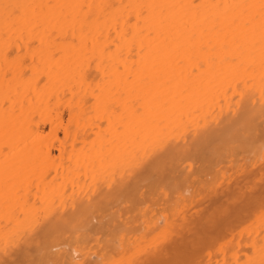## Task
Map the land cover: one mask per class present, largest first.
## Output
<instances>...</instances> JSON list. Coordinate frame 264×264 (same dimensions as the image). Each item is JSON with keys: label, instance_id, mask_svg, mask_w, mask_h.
Returning a JSON list of instances; mask_svg holds the SVG:
<instances>
[{"label": "bare ground", "instance_id": "bare-ground-1", "mask_svg": "<svg viewBox=\"0 0 264 264\" xmlns=\"http://www.w3.org/2000/svg\"><path fill=\"white\" fill-rule=\"evenodd\" d=\"M260 159L264 0H0V264H264V191L156 245Z\"/></svg>", "mask_w": 264, "mask_h": 264}, {"label": "rangeland", "instance_id": "rangeland-1", "mask_svg": "<svg viewBox=\"0 0 264 264\" xmlns=\"http://www.w3.org/2000/svg\"><path fill=\"white\" fill-rule=\"evenodd\" d=\"M259 161V160H258ZM262 161H263V163H262ZM242 173V174H241ZM250 173V174H249ZM260 173H262L263 174V177L261 178V179H259V181H257V179L256 178H258L259 177V174ZM232 181V182H231ZM251 184V185H249V184ZM222 185H220V184H218L217 186H215V189H214V187H212L213 188V190L214 191H212V190H210L209 188H207V189H205V194H204V192L203 191H201V192H203V193H198L197 195H196V197H195V200L193 201V202H189V203H191V204H189V203H187V205H185L182 209H181V211H179L176 215H175V217H173V218H175V220L173 219V218H171V220H172V222H173V224H172V227H174V229L173 228H171L170 230H169V232L167 233V236H166V240L168 239V237H170L171 235H173V234H176V232L177 231H179V229H181L182 228V226L180 225V223L182 224V222L185 220V224L183 223L182 225L184 226L183 228L184 229H187V230H183V228L181 229V231L180 232H177L178 234H176V235H173L172 237H170L171 239H168V241H166L165 240V238L163 239V240H160L158 243H156V245L157 246H160V248H164V247H161V246H163V244L164 245H169V243L172 241V240H174V241H180L181 242V240L185 237V234H186V236L189 234V236H192L193 235V237L194 238H196L195 240H197V238H198V236H200V235H204V234H202V233H206V234H209L210 236H213L214 235V233H213V231L215 232V233H218L217 232V230L218 231H221V227L220 228H215V230H213V228H212V226L214 227V226H219V224L220 223H218V224H216L215 222L216 221H218L219 219L218 218H220V216L221 217H223L222 218V222H223V224L221 225L222 226V229H224V232H229V231H231V228H236L237 226H238V224L240 223L239 221L237 222V219L238 218H234L236 215H238L239 213H241V216H242V218H243V220L244 219H248V216L250 215V209L249 208H251V206L253 207L254 205H256V203H250V207H249V204H248V198L250 197V196H256V198L257 199H262L261 197H260V195H261V193H262V191H264V160L262 159H260V163H257V164H255L254 166H251V167H247V169L244 171V172H240V173H236V175L234 174L232 177H231V179H229V181H224V183H221ZM219 185H220V187H219ZM240 185V186H239ZM245 186V187H244ZM251 187V190H250V187ZM239 187H242L241 189L239 188ZM261 188V189H260ZM91 190H92V192H91ZM141 190H144V188H141ZM207 190H209V191H212V192H209L208 191V193H207ZM223 190H225V191H223ZM240 190V191H239ZM244 191V192H243ZM88 192V193H87ZM87 192H83V194H82V196L83 197H85V195L86 194H88L86 197H91V196H95V191L93 190V188L91 187ZM213 192H215V195H213ZM91 193H93L92 195H91ZM260 193V194H259ZM200 194V195H199ZM202 194V195H201ZM203 194H204V196H203ZM198 195H199V197H198ZM146 197V196H145ZM148 197V198H147ZM146 198H142L143 200H142V203L143 202H145V205L144 206H142L141 204V206L139 205V208L138 209H140V208H142L141 210H148V211H151L152 209L150 208V207H152L153 205H154V201H152L149 197H150V194L147 196ZM201 197V198H200ZM200 198V199H199ZM149 200V201H148ZM150 200H151V202H150ZM157 201H159V199L157 200ZM156 201V202H157ZM196 201V202H195ZM259 203V202H258ZM264 203V202H263ZM113 204H115V203H113ZM113 204L111 205L112 206V208H111V206H110V208H111V211H112V209H113V212H116L115 210H118L119 211V214L120 215H118V219H119V223H118V225L119 224H121V221L123 222V218H124V220L126 221V216H129V218L127 219L128 221L126 222V226H127V229H129V230H131V228H132V226L133 227H139V229H140V225L141 224H139L140 222H142L141 221V218H140V216H137V217H131L130 218V215L132 214L131 212H130V209L129 208H127V206L126 205H123L122 204V206L120 205V204H118L117 202H116V204L117 205H119V206H117L116 205V207L114 206V208H113ZM207 204V205H206ZM152 205V206H151ZM188 205H190V206H188ZM213 205H214V207H213ZM259 205V207L261 206V205H264V204H258ZM186 206H188V208L189 209H187L186 208ZM195 206V207H194ZM202 206V207H201ZM205 206V207H204ZM235 206V207H234ZM247 206V207H246ZM123 207H124V209H123ZM138 207V206H137ZM192 207V208H191ZM249 207V208H248ZM120 208V209H119ZM126 208V209H125ZM222 208V209H221ZM248 208V213L246 212L247 209ZM256 208V207H255ZM127 209H129L128 211H127ZM198 209V210H197ZM220 209H221V212H220ZM258 209V208H257ZM187 210H189V211H187ZM197 210V211H196ZM255 210V209H254ZM191 211V212H190ZM181 212H183V213H181ZM187 212V213H186ZM197 212V213H196ZM209 212V213H208ZM236 212H238L237 214H235ZM242 212H246L245 214L246 215H244V214H242ZM252 212H253V209H252ZM131 213V214H130ZM137 213V212H136ZM183 214L182 215V217H181V214ZM191 213V214H190ZM200 213V214H199ZM208 213V214H207ZM195 214H196V217H195ZM199 214V216H197ZM215 214V215H214ZM219 214V215H218ZM99 214H97L96 213V215L95 216H97L98 218H99V216H98ZM103 215H104V213H103ZM194 215V216H193ZM206 215V216H205ZM210 215V216H209ZM244 215V216H243ZM248 215V216H247ZM189 216V217H188ZM207 216H209V217H207ZM238 216H240V214L238 215ZM238 216H236V217H238ZM240 216V217H241ZM97 217H95V218H97ZM178 217H180V218H178ZM193 217V218H192ZM198 217V218H197ZM202 217H205V219L203 218L202 219ZM213 218L214 219V223H215V225H212L211 226V228L209 229V228H206L205 227V223H204V220H207L206 218ZM229 217V218H228ZM239 217V218H240ZM245 217H247V218H245ZM250 217V216H249ZM95 218H91V221H92V223L95 221V222H97V220L95 219ZM104 218L106 219V216H104ZM138 218H140V219H138ZM185 218V219H184ZM186 218H188L187 220H186ZM130 219L132 220L131 222H130ZM137 219V220H136ZM161 219V220H160ZM178 219V220H177ZM182 219V220H181ZM198 219V221L200 220V222H198V221H196ZM217 219V220H216ZM236 219V220H235ZM159 226H161L162 225V223H163V221H162V218L160 217L159 218ZM181 220V221H180ZM226 220V221H225ZM116 221H117V219H116ZM115 221V222H116ZM162 221V223L160 224V222ZM175 221V222H174ZM208 221V220H207ZM228 221V222H227ZM94 222V223H95ZM242 222V221H241ZM91 223V224H92ZM139 224V226H137ZM197 224V225H196ZM233 224H235V226L233 227L232 225ZM95 225H96V223H95ZM177 225H179L180 226V228L178 229L177 228ZM200 225L202 226V227H200ZM119 226H121V225H119ZM223 226L225 227V226H228L227 227V230H228V228H230L228 231L226 230V227L225 228H223ZM230 226V227H229ZM232 226V227H231ZM131 227V228H130ZM185 227H188V228H185ZM238 228V227H237ZM203 229V230H202ZM233 229V230H234ZM153 231H156L155 230V228L154 229H152V233H153ZM173 232V234H172V232ZM189 231V233H187ZM139 232V231H138ZM151 232V231H150ZM186 232V233H185ZM208 232V233H207ZM223 232V230H222V233H224ZM97 233H99V234H97ZM92 234H93V236H92ZM196 234V235H195ZM227 234H229V233H227ZM102 233L101 232H95V233H91V236L88 238V243L89 244H91V245H95L96 244V241L94 240V238H101L102 237ZM151 235V234H150ZM176 236V237H175ZM177 236H179V238L177 237ZM196 236V237H195ZM208 236V235H207ZM207 236L206 235H204V237H206L207 238ZM104 237V236H103ZM209 237V236H208ZM193 238V239H194ZM90 239V240H89ZM208 239V238H207ZM163 243H162V242ZM165 241V242H164ZM145 242V241H144ZM144 242L142 243V244H144ZM160 242H161V244H160ZM233 243H234V241H233ZM232 243V244H233ZM146 244H148V243H146L145 242V244L144 245H146ZM152 244H155V243H152ZM158 244H160V245H158ZM144 245H143V251H141V253H139L137 256L139 257H137L138 259H142L144 256H145V254H147V251H148V247H147V245L144 247ZM151 245V244H150ZM149 246V245H148ZM155 245H153V247H154ZM165 246V247H166ZM152 247V246H151ZM150 248V247H149ZM154 249V248H153ZM153 249H149V251H148V253L150 252V251H152ZM52 250H53V248H52ZM143 253H145L144 254V256H142V254ZM74 255V254H73ZM75 256V255H74ZM90 259H92V258H94V256H93V254H91L90 255V257H89ZM135 259H136V257H135ZM137 259V260H138ZM137 260H133V262H136ZM85 264H87V262H84ZM83 263V264H84ZM137 263V262H136ZM135 263V264H136Z\"/></svg>", "mask_w": 264, "mask_h": 264}]
</instances>
